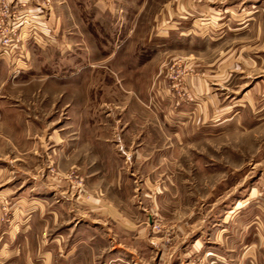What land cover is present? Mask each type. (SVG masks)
<instances>
[{
    "label": "rangeland",
    "instance_id": "374dc122",
    "mask_svg": "<svg viewBox=\"0 0 264 264\" xmlns=\"http://www.w3.org/2000/svg\"><path fill=\"white\" fill-rule=\"evenodd\" d=\"M0 189V264H264V0H0Z\"/></svg>",
    "mask_w": 264,
    "mask_h": 264
},
{
    "label": "crops",
    "instance_id": "0c3cea01",
    "mask_svg": "<svg viewBox=\"0 0 264 264\" xmlns=\"http://www.w3.org/2000/svg\"><path fill=\"white\" fill-rule=\"evenodd\" d=\"M17 180H19L18 178H16ZM17 182V181H16ZM30 182V181H29ZM28 182V184H26L24 187H23V190L27 187L28 188V186H29V184H31V183H29ZM0 191H2V189H0ZM18 193L20 194V193H22V192H20V191H18Z\"/></svg>",
    "mask_w": 264,
    "mask_h": 264
},
{
    "label": "bare ground",
    "instance_id": "6f19581e",
    "mask_svg": "<svg viewBox=\"0 0 264 264\" xmlns=\"http://www.w3.org/2000/svg\"><path fill=\"white\" fill-rule=\"evenodd\" d=\"M239 205V204H238ZM232 213V212H231Z\"/></svg>",
    "mask_w": 264,
    "mask_h": 264
}]
</instances>
